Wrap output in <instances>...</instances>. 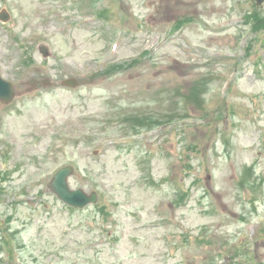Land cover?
Wrapping results in <instances>:
<instances>
[{
	"label": "rangeland",
	"instance_id": "374dc122",
	"mask_svg": "<svg viewBox=\"0 0 264 264\" xmlns=\"http://www.w3.org/2000/svg\"><path fill=\"white\" fill-rule=\"evenodd\" d=\"M0 73V264H264L256 0H0Z\"/></svg>",
	"mask_w": 264,
	"mask_h": 264
},
{
	"label": "water",
	"instance_id": "95a60500",
	"mask_svg": "<svg viewBox=\"0 0 264 264\" xmlns=\"http://www.w3.org/2000/svg\"><path fill=\"white\" fill-rule=\"evenodd\" d=\"M259 4H262L264 0H257ZM65 84L74 85V79H67ZM12 83L5 80L0 74V99L7 101L13 97ZM74 172V167L69 165L61 168L53 177L50 182L51 189L64 201L75 207H84L91 202H97L98 193L92 191L87 193L82 188L72 189L68 182V177Z\"/></svg>",
	"mask_w": 264,
	"mask_h": 264
},
{
	"label": "trees",
	"instance_id": "16d2710c",
	"mask_svg": "<svg viewBox=\"0 0 264 264\" xmlns=\"http://www.w3.org/2000/svg\"><path fill=\"white\" fill-rule=\"evenodd\" d=\"M258 16H259V15H258ZM260 18H261V17L259 16V19H256V23H258V22H259ZM262 19H263V18H262Z\"/></svg>",
	"mask_w": 264,
	"mask_h": 264
}]
</instances>
